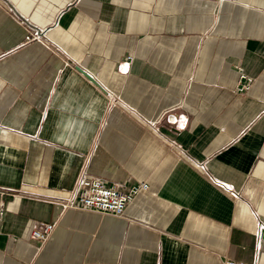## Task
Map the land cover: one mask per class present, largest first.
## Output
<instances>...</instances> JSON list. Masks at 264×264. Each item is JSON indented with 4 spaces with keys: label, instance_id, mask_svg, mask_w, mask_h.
<instances>
[{
    "label": "crops",
    "instance_id": "crops-1",
    "mask_svg": "<svg viewBox=\"0 0 264 264\" xmlns=\"http://www.w3.org/2000/svg\"><path fill=\"white\" fill-rule=\"evenodd\" d=\"M0 200V264H264V0H0Z\"/></svg>",
    "mask_w": 264,
    "mask_h": 264
},
{
    "label": "built area",
    "instance_id": "built-area-1",
    "mask_svg": "<svg viewBox=\"0 0 264 264\" xmlns=\"http://www.w3.org/2000/svg\"><path fill=\"white\" fill-rule=\"evenodd\" d=\"M129 56L126 64L131 61ZM240 84L238 91H247L252 80L243 75H240ZM148 190V185L145 183L134 184L128 189H121L116 186L107 185L103 180L98 178H88L81 176L73 189L72 196L66 204V207L80 208L91 210L102 214H111L118 216L124 212L126 207L132 202L134 197L141 191ZM5 212L3 202L0 200V220ZM54 229V224L37 222L32 231L31 237L39 242H44L48 239ZM234 264V262H227Z\"/></svg>",
    "mask_w": 264,
    "mask_h": 264
},
{
    "label": "water",
    "instance_id": "water-1",
    "mask_svg": "<svg viewBox=\"0 0 264 264\" xmlns=\"http://www.w3.org/2000/svg\"><path fill=\"white\" fill-rule=\"evenodd\" d=\"M80 71L84 74L85 77H87L90 80H93L88 74L84 73L82 70H80Z\"/></svg>",
    "mask_w": 264,
    "mask_h": 264
}]
</instances>
